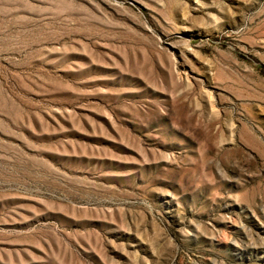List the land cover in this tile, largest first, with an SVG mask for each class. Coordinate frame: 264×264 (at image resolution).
Listing matches in <instances>:
<instances>
[{"label": "rangeland", "instance_id": "rangeland-1", "mask_svg": "<svg viewBox=\"0 0 264 264\" xmlns=\"http://www.w3.org/2000/svg\"><path fill=\"white\" fill-rule=\"evenodd\" d=\"M0 264H264V0H0Z\"/></svg>", "mask_w": 264, "mask_h": 264}]
</instances>
